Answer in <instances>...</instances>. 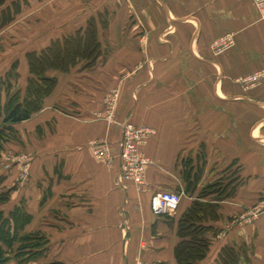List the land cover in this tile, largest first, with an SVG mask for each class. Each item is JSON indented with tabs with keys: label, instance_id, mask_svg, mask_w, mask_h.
<instances>
[{
	"label": "crops",
	"instance_id": "0c3cea01",
	"mask_svg": "<svg viewBox=\"0 0 264 264\" xmlns=\"http://www.w3.org/2000/svg\"><path fill=\"white\" fill-rule=\"evenodd\" d=\"M22 12L34 18L32 52L93 29L96 44L46 71L55 88L19 123L4 121L5 106L11 85L25 91L29 65L16 58L14 80L16 60L0 66V225L16 236L13 247L0 239L2 264H178L180 220L194 202L210 228L199 264H264V78L238 81L264 71L254 0H34ZM226 34L234 47L215 55ZM125 123L155 130L142 186L121 175ZM97 142L109 163L94 155ZM159 191L181 194L176 215H153Z\"/></svg>",
	"mask_w": 264,
	"mask_h": 264
},
{
	"label": "trees",
	"instance_id": "16d2710c",
	"mask_svg": "<svg viewBox=\"0 0 264 264\" xmlns=\"http://www.w3.org/2000/svg\"><path fill=\"white\" fill-rule=\"evenodd\" d=\"M3 7L5 8L2 9L0 14V26L8 24L22 10L18 0H13L11 5H7V0H0V8ZM89 27L92 28V26ZM88 31L84 37L78 34L76 37L65 38L63 42L59 40L55 41L41 52H29L27 54L31 77L28 79V84L23 93L22 90H18L9 96L8 103L5 106L4 121L19 123L28 120L34 112L41 108L44 99L57 84L55 78L45 75L48 69H68V64L75 62L78 57H90L95 53L93 44H96V34L94 33V29ZM61 49L63 50L60 51ZM1 133L0 131V136ZM201 206L200 203L194 202L185 216L180 220L179 236L182 238V241L175 249L178 264H199V261L203 260L209 251L210 242L205 235L210 231V228L199 224L203 219L200 216L202 211ZM204 206L208 210L209 204ZM19 213L18 210H15L10 214V218L15 223V234L18 233ZM29 221L30 216H23L21 218L22 227ZM6 225V220L0 225V239H4L10 247H13L16 236L14 235L10 239H7V236L4 234ZM0 252H2L1 248ZM5 261L6 259L0 256V264Z\"/></svg>",
	"mask_w": 264,
	"mask_h": 264
},
{
	"label": "built area",
	"instance_id": "2783aa9c",
	"mask_svg": "<svg viewBox=\"0 0 264 264\" xmlns=\"http://www.w3.org/2000/svg\"><path fill=\"white\" fill-rule=\"evenodd\" d=\"M254 5L257 11L264 19V0H254ZM234 43L232 34H226L221 38L212 42V49L215 55L225 52L231 44ZM264 78V71L251 74L249 76L241 77L238 81L245 88H253L260 84ZM113 104L109 107V121L112 123ZM123 136L119 146L118 158L120 160V168L122 178L129 180L142 186L145 184L146 167L150 164V160L146 157L143 148L148 144L155 130L144 127L136 126L130 123L122 125ZM94 155L102 162L109 163L112 160V152L106 144L93 143ZM24 179V175L22 176ZM182 196L173 191H159L156 192L151 199V210L155 217H171L177 214ZM244 221L251 219V214L242 216ZM137 264H146L144 261L139 260Z\"/></svg>",
	"mask_w": 264,
	"mask_h": 264
},
{
	"label": "rangeland",
	"instance_id": "374dc122",
	"mask_svg": "<svg viewBox=\"0 0 264 264\" xmlns=\"http://www.w3.org/2000/svg\"><path fill=\"white\" fill-rule=\"evenodd\" d=\"M12 1L13 0H7V5H11ZM18 2H20L21 4L23 12H26L27 14L29 12L30 14L33 12L34 0H18ZM4 8L5 7L0 8V14L2 12V9ZM23 23L25 24V26L23 25ZM34 26L35 25L33 17H22L18 19V15L14 16L8 24L0 26V66L5 62L7 63L8 61H10L11 64L13 60H16V58L18 57L20 59L23 57V59H26L28 63L27 54L29 52H32L31 50L33 47ZM38 26L43 25L38 24ZM22 32H25L27 35L24 36ZM232 36L234 37V43L231 44V46L226 51L230 50L235 45V36L234 34H232ZM213 52L215 53V51ZM19 63L20 62L17 60L13 62V66L8 74L9 77H11V79L13 80L17 77L16 70ZM16 91H18L17 87L14 88V86L11 85L10 95L14 94ZM9 135L11 139H14L12 131H9Z\"/></svg>",
	"mask_w": 264,
	"mask_h": 264
}]
</instances>
